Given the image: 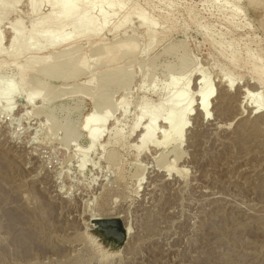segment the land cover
Returning a JSON list of instances; mask_svg holds the SVG:
<instances>
[{"label":"rangeland","instance_id":"374dc122","mask_svg":"<svg viewBox=\"0 0 264 264\" xmlns=\"http://www.w3.org/2000/svg\"><path fill=\"white\" fill-rule=\"evenodd\" d=\"M96 1L113 5L106 29L87 39L62 21L57 27L70 38L56 51L67 55L52 61L55 51L11 56L8 45L16 23L29 40L37 21L31 4L44 20L51 6L0 0L11 7L0 22V264H264V125L237 86L225 97L231 113L213 121L212 105L223 77L241 86L258 80L264 14L250 0ZM120 2L125 8L114 14ZM132 10L157 22L155 38L133 18L114 34ZM113 42L130 43L133 51L111 49ZM203 83L213 91L197 142L194 106ZM188 102L191 116L161 160L168 164L181 153L187 175L169 183L154 172L151 150L144 158L129 136L143 107H160L177 124ZM234 104L238 116L245 112L244 125ZM89 117L93 124L85 128ZM101 118L104 125L96 122ZM158 126L162 141L171 125ZM113 218L127 230L123 242L121 227L106 223Z\"/></svg>","mask_w":264,"mask_h":264},{"label":"bare ground","instance_id":"6f19581e","mask_svg":"<svg viewBox=\"0 0 264 264\" xmlns=\"http://www.w3.org/2000/svg\"><path fill=\"white\" fill-rule=\"evenodd\" d=\"M40 3L42 5L47 4L48 6H51V9H50L48 16L44 20V18H41L39 15L40 11L37 8L38 5L31 4L32 8L30 9V11L33 15L37 16V21H36V25L33 26V29L30 32V37H29L28 41L24 42L25 36H24L23 31L21 30L19 23L14 24L11 27V29L10 28L8 29L9 33H10V39H9L8 45H9V49H10L9 54L11 56H17L19 53H23V51H26V50L28 51V50H37V49H48L51 51H55V53L53 54V56L51 58L52 61L64 60L66 55H67V52L65 50L60 51V52H58L56 50L58 49V47L63 42L68 40L70 37L68 34H66L64 32L63 29L61 30V28H58L57 25H59L63 21L64 23H67L69 26H74L76 36H80V37L87 38V39H92V38H95L96 36H98L104 29H106V27L108 26V23H109V19L112 18L111 8H113V5H112L111 1L106 2V3H102L101 7H99V5H98L99 2H97L96 0H90V1H88V0H40ZM250 3H251L250 6H253L255 8V10H254L255 13L264 14V0H250ZM31 5H30V7H31ZM124 8H125L124 3L120 2V5L115 10L114 14L115 13L118 14V13L122 12L124 10ZM10 9H11V7L8 6V4H6L5 2H0V22L2 19L6 18L7 14L10 12ZM89 12H92V15H89ZM129 13L130 14H129L128 18H126L124 21H122L120 24H118L117 26H115L113 28L114 34L119 32L122 28L131 27L132 26L131 25V19L133 18V19L137 20L138 27L140 30H142L144 32V34H149L152 39L155 38V36L159 33V31L157 29L158 24L155 20L148 18L146 16V14L144 12H141V11L132 10ZM39 38L44 39L43 44L39 43V41H38ZM1 44H2V36H0V53H1ZM117 46L119 48H121L122 51H124V52L125 51H133V46L130 43L120 44L118 42H113L109 47H111V49H113ZM100 56H101L100 54L97 55V57H100ZM42 61L48 62L46 59H43ZM65 64L67 65L68 63H65ZM256 73H257L256 78H258V80L255 82H250L248 84L243 83V86H241L242 82L241 83L237 82V85H236V81L231 80L230 78H227L225 75H224L225 77H223L222 80L220 79L221 82L218 83V85H219L218 89L220 90V94H218V96H217L218 98L216 97L217 101L212 104L213 108H216V115H217V118L213 119V121L222 117V116L224 117L223 114L231 113V111H229L228 108L226 107L228 100H226L225 97H227V99H228L229 94H230L229 92L231 90L233 91L234 86H237L238 90H240V92H242V96H243V97H241V98H243L242 100H246V98H247L248 102H251L252 105H256L255 107H253V106H252V108L250 107V109L252 110V111L250 110L251 111L250 115L253 116V114H254L256 122L258 121L259 123H263L262 125H264V96H263V94H264V66L260 65V67L257 68ZM46 75H47V72L45 74H43L41 76V78L46 77ZM196 81L198 82L197 79H196ZM201 85L205 88H204V91H203L202 97H201L202 102L200 101L201 103H199V101H198L196 106H194V108H195L194 111H196L195 118H194V121L196 123V128L193 129V135L191 137V138H194V140L197 142L199 141L198 139L202 138V137H200V134L206 128L204 125V122L207 119L206 114H208V108H209L208 100H210L211 92L213 91V90L211 92L209 91L211 89H208L206 87V83H203ZM194 86H197V83H194ZM231 96H232V94H231ZM234 99H235V97H234ZM226 101H227V103H226ZM244 102L245 101H242V104ZM229 104H230V101H229ZM248 104L249 103H247V105ZM191 105H192V103L188 102V104L180 111V112H182L181 113L182 115H179L177 117L174 116L175 119H178L177 124L174 123L173 121H169L168 119L165 118L166 115L163 114L162 108H160V107L150 108L148 106H145L142 108V112H141L140 117H139L140 119L135 124V126L132 130V133L129 136V138L133 137V140L136 142L135 147L139 153L146 152L148 148H149V150H151L150 153H153L155 156V159H156V161L154 159V161H155L154 162L153 158L152 159L150 158V161H152L153 164H156L153 166L154 172L157 174V177H163V176L166 177L167 182H169V181L171 182V180L176 181V182L181 181V180H185L186 175H187L186 170H183V168H182V164L186 163V158L183 159V155L181 153L180 154L176 153L175 155H173L175 157L174 160H172L168 164L164 163L165 165L164 164L162 165L161 160H163L165 158V154H168L169 152H171L170 147H169L170 145L168 146L167 143L169 142L171 136H174L176 134L181 133V131L183 129V122L185 119V115H189V117L191 116L189 113H186L187 111H189V108ZM247 105H245V108H247ZM248 108H249V106H248ZM232 109L234 110V114H237V117L235 119H239V117H240L241 124H243L242 121L246 119V116L243 117L244 116L243 114L245 112L244 113L242 112V115L238 116L239 111H241V107L239 108V105L237 107V106H235V104H234V106H232ZM96 110L99 111L100 113L104 114V115H110L113 113V111H110V110H112L111 106H109L108 108L107 107L102 108L101 106H96ZM231 116L229 115V117H231ZM97 121L101 122L103 125L105 124V122H104L105 120L102 118L97 119L96 122ZM210 121H211L210 118H208V122H210ZM221 121H220V123H221ZM167 123H169L171 125V130L168 131V133H166L167 132V130H166V132H165L166 134L164 133V135L161 134V135H163V138L161 139L162 141H158L157 140L158 137L157 138L155 137V136H157L156 131H157V128L159 127L158 125L160 124V127L162 129L165 126L169 125V124L167 125ZM225 123L227 124L226 121H225ZM92 124H93L92 117L91 118L89 117L85 120L84 127L90 128ZM228 125H229V123L227 124V127H228ZM162 126H164V127H162ZM212 126H215V125L212 124ZM240 126L241 125H239V128H240ZM258 126H260V125L258 124ZM166 128H168V127H165V129ZM235 128H234V130H235ZM260 128L262 129V128H264V126H262ZM101 129H102V127H101ZM169 129H170V127H169ZM208 129H209V127H208ZM210 129H211V127H210ZM216 129L227 130L226 125L225 126H219ZM103 130H104V128L102 130L98 131L96 134H95L96 131L94 133L91 131L93 133V134L91 133L92 136L90 135L92 137L91 145L96 144V142L101 138L102 134H104ZM162 131L164 132V130H162ZM162 131H160L159 133H161ZM237 131L238 130L236 128V131H234V132H237ZM158 136H160V135H158ZM119 137H120V135H118V138ZM155 138L157 141L154 140ZM159 138H161V137H159ZM106 141H108V140H106ZM192 144L195 145L194 142ZM196 144H198V143H196ZM197 146L198 145H196V147ZM196 152H197V150H196ZM149 157L150 156H147V152H146L144 154V158L149 159ZM80 169H82V168H80ZM157 177H154V178H157Z\"/></svg>","mask_w":264,"mask_h":264},{"label":"water","instance_id":"95a60500","mask_svg":"<svg viewBox=\"0 0 264 264\" xmlns=\"http://www.w3.org/2000/svg\"><path fill=\"white\" fill-rule=\"evenodd\" d=\"M84 143L87 144V141H84ZM93 220H94V222L104 221L102 219H98V220L97 219H93ZM106 223L110 224V225H117L118 227H121L122 231L120 232V238H121L122 242L127 238V230L125 229V227L122 224V221L119 218L108 219L106 221Z\"/></svg>","mask_w":264,"mask_h":264}]
</instances>
